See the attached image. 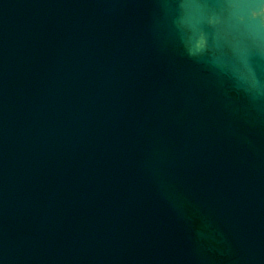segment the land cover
I'll list each match as a JSON object with an SVG mask.
<instances>
[{
  "label": "water",
  "instance_id": "1",
  "mask_svg": "<svg viewBox=\"0 0 264 264\" xmlns=\"http://www.w3.org/2000/svg\"><path fill=\"white\" fill-rule=\"evenodd\" d=\"M182 2L0 0V264H264V0Z\"/></svg>",
  "mask_w": 264,
  "mask_h": 264
},
{
  "label": "clouds",
  "instance_id": "2",
  "mask_svg": "<svg viewBox=\"0 0 264 264\" xmlns=\"http://www.w3.org/2000/svg\"><path fill=\"white\" fill-rule=\"evenodd\" d=\"M209 4L206 0H183L181 8L183 9L182 40L187 54L190 57H197L204 54L211 47L208 35L199 27L201 19ZM234 8H242V4H233ZM253 31L258 41L264 40V29L257 23ZM233 72L238 81L245 86L247 90L253 91L257 96H264V82L257 79L255 74L248 68L234 67Z\"/></svg>",
  "mask_w": 264,
  "mask_h": 264
}]
</instances>
